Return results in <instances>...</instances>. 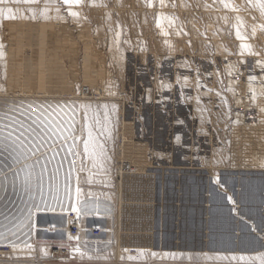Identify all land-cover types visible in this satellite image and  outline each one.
I'll return each instance as SVG.
<instances>
[{
    "label": "rangeland",
    "instance_id": "1",
    "mask_svg": "<svg viewBox=\"0 0 264 264\" xmlns=\"http://www.w3.org/2000/svg\"><path fill=\"white\" fill-rule=\"evenodd\" d=\"M228 2L239 10L219 0L0 5L16 17L0 13V97L75 100L79 135L87 111L104 145L103 171L78 158V206L83 225L108 231L83 257L69 239L64 263L262 264L250 258L264 253V17L251 0ZM41 217L37 227L66 223ZM34 235L29 252L7 245L0 260L47 261L65 234Z\"/></svg>",
    "mask_w": 264,
    "mask_h": 264
},
{
    "label": "bare ground",
    "instance_id": "2",
    "mask_svg": "<svg viewBox=\"0 0 264 264\" xmlns=\"http://www.w3.org/2000/svg\"><path fill=\"white\" fill-rule=\"evenodd\" d=\"M30 97V95L29 97H0V125L7 124L12 120L14 116L16 117V123H19V121L23 119V116L17 115V112L19 111L20 107L25 105H39L42 111L44 109L51 111L52 107L61 106L66 113L70 114L73 110L76 111V134L79 135L78 121L80 120H78V102H74L75 100H66L64 98L60 99L52 97ZM13 108H15L16 111H13ZM59 110L60 107H57V111ZM76 148L78 149V144L76 145ZM41 151H43V149H41ZM37 155H39V152H37ZM44 160H48L50 161V163H44L42 160L39 166H36V161L34 158H32V164L35 167V181L31 185L25 183L24 176H21L19 180H17L16 177L12 174L5 177L4 173L10 172V167L12 164V153L10 149L5 148L4 142L0 141V245L3 248H5V246L7 245L28 248L25 242L32 246V242L36 239V235L34 234L37 230L49 233L63 231V233L65 234L63 237L67 241H69L70 238L78 239L80 246H82L80 248V251H86L88 250V248L86 247L88 243L87 241L92 240L90 239L92 238L90 235V227L92 225L89 226V228L83 225V214L80 212V207L78 206V202L80 200L79 194L81 192L78 187L80 185H78V181L83 171L80 168L79 163L77 162L75 171L73 172V169L70 168L69 163L65 162V152L58 151V154L53 159V154L51 151H49L44 157ZM74 206L76 208V211H73ZM57 213L66 215V223H62L63 226H58L51 223L52 225H48L46 227H37L33 224V218H35V216L37 215H43V217H41L42 220L44 219V217H46V215L48 216ZM87 217L97 218L95 216ZM74 221L77 222V226L79 227L77 229L76 235H72L69 229V226ZM94 221L96 220L94 219ZM102 225L103 231L107 232L108 225L106 226L105 223ZM253 243L249 246L251 251L255 252L256 246H253ZM31 248H28V252L31 250ZM251 251L250 253H252ZM2 252L3 250L0 253ZM24 254L25 253L23 252L21 255ZM75 254L76 250L74 251V255ZM76 257L77 255L72 256V258ZM47 261L41 259V261L39 262L37 259L36 264H67L64 263L66 261V258L57 262ZM8 262L9 261H6L5 258H2V260H0V264L35 263V261L32 259H23L18 261H16L15 259L14 261H12L13 263Z\"/></svg>",
    "mask_w": 264,
    "mask_h": 264
},
{
    "label": "snow or ice",
    "instance_id": "3",
    "mask_svg": "<svg viewBox=\"0 0 264 264\" xmlns=\"http://www.w3.org/2000/svg\"><path fill=\"white\" fill-rule=\"evenodd\" d=\"M214 2H216V0H214ZM243 2L244 0H242V3ZM11 3L35 4L37 3V0H0V5L6 6ZM62 3L64 5H79L81 0H62ZM161 3L163 4V0H161ZM219 3L223 4L226 9H231L232 11L239 10L238 6L233 7L228 0H219ZM251 4L258 8L260 16L264 17V0H251ZM147 6H153L151 0H149ZM10 11L11 9L7 8L0 9V13H3V18L5 20L16 18L15 16L7 14ZM68 15L76 16L77 14L75 12H69ZM164 19H167V17ZM155 26L161 28L159 18L157 19ZM117 27H119V25H117ZM261 31H264V28H262ZM161 34L166 35L164 32ZM180 34V32H176V35ZM184 35H187V33H184ZM235 36L237 40H243L239 30L235 32ZM116 38L117 40L119 39L118 34ZM240 47L243 50L248 46L241 43ZM57 107H60L59 111H57ZM57 107H52L51 111H48L47 109L42 111L39 105H25L20 107L17 112V115L23 116V119H21L19 123H16V117L14 116L7 124L0 125V141H3L5 148L10 149L12 153L10 172L4 173L5 177L12 174L17 180H19L21 176H24L25 183L31 185L35 181V167L32 164V158L35 159L36 166H39L42 160L44 163H50V161L44 160V157L49 151L52 152L53 159L58 154V151L65 152V162L69 163L73 172L75 171L78 158L81 155L83 156L84 161L91 159L93 167L98 168L100 171L104 170L103 162L100 160V157H103L104 155V145L98 143V138L94 137L92 131L93 126L89 125L87 111L83 116V126L81 131L84 135L81 136L76 134V111L73 110L69 114L64 112L61 106ZM84 107L86 109L88 108V106ZM12 110L16 111L15 108ZM104 120H108L107 113L104 115ZM95 128L96 131L103 134H107L108 132L106 126H101L99 119L95 121ZM77 144L82 146V153L81 150L76 148ZM41 149H43V151H41ZM37 152H39V155H37ZM215 182L216 181H214V183ZM227 203L233 205L232 211L233 215H235L237 208L233 197H228ZM73 211H76L75 206L73 207ZM253 231H256V229H253ZM25 243L30 249L31 245L27 244V242ZM41 252H43V249H41ZM76 254L81 257L84 256V253L79 249H76ZM89 259H91V257H89ZM231 259L235 260L237 257H232ZM239 259L243 261L249 258L241 256ZM250 259L260 260L262 264H264V253L260 256L251 257Z\"/></svg>",
    "mask_w": 264,
    "mask_h": 264
},
{
    "label": "built area",
    "instance_id": "4",
    "mask_svg": "<svg viewBox=\"0 0 264 264\" xmlns=\"http://www.w3.org/2000/svg\"><path fill=\"white\" fill-rule=\"evenodd\" d=\"M72 235L77 234L78 226L74 222L69 226ZM104 234L103 228L99 224H92L90 227V235L92 238H97ZM56 243L49 246V251L46 254V259L49 260L48 262H57L59 260L65 259V256L69 253L68 250V241L65 238L58 237L54 240ZM4 250V248L0 245V252ZM38 261H41V256L37 254L36 256ZM43 260V259H42Z\"/></svg>",
    "mask_w": 264,
    "mask_h": 264
}]
</instances>
